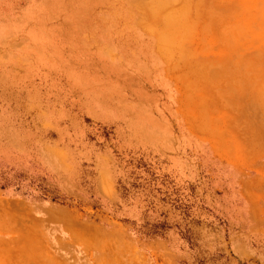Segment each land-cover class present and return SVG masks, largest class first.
<instances>
[{
	"label": "rangeland",
	"instance_id": "obj_1",
	"mask_svg": "<svg viewBox=\"0 0 264 264\" xmlns=\"http://www.w3.org/2000/svg\"><path fill=\"white\" fill-rule=\"evenodd\" d=\"M201 1L9 5L0 264H264V73Z\"/></svg>",
	"mask_w": 264,
	"mask_h": 264
},
{
	"label": "crops",
	"instance_id": "obj_2",
	"mask_svg": "<svg viewBox=\"0 0 264 264\" xmlns=\"http://www.w3.org/2000/svg\"><path fill=\"white\" fill-rule=\"evenodd\" d=\"M14 2L15 0H0V25L4 24L3 19H5V17L12 14L13 8H9V5L11 6L12 4L13 6ZM201 4V7L209 12L244 10V13H241V15H244L245 17L242 18L241 21L235 23L233 17L230 18V22L226 21V25H229L230 28L228 32H230L231 35V43L227 46L225 51L218 53L220 56H218L219 58L216 60L217 70L220 67L224 68L223 66H220V64L223 63V59L230 57L234 58L236 54H239L242 55V57L246 55L244 59L252 60L253 63H257L256 65H260L264 73V0H246L244 3H238L234 0H202ZM216 20V25H219L218 22L220 21H218V19ZM231 73V80L233 83L234 70L231 71ZM248 75L251 77V80L250 78L245 80L257 84V79L250 74ZM231 105L235 106V103L232 101ZM245 106L246 109L244 111H241L240 108L236 107L230 112L239 113V117L244 115L245 112V114L248 115H251L250 112H252V114L255 113L256 110L258 112L257 104L255 102H246ZM261 114L262 120L254 121L253 126L257 129L256 132L258 135L256 136H262L264 138V107Z\"/></svg>",
	"mask_w": 264,
	"mask_h": 264
}]
</instances>
